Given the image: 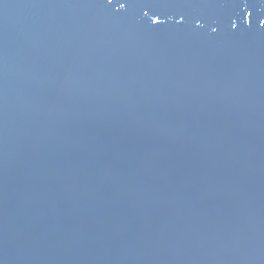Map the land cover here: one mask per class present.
Listing matches in <instances>:
<instances>
[{"label": "water", "instance_id": "95a60500", "mask_svg": "<svg viewBox=\"0 0 264 264\" xmlns=\"http://www.w3.org/2000/svg\"><path fill=\"white\" fill-rule=\"evenodd\" d=\"M261 20L0 0V264H264Z\"/></svg>", "mask_w": 264, "mask_h": 264}, {"label": "snow or ice", "instance_id": "6c2138e0", "mask_svg": "<svg viewBox=\"0 0 264 264\" xmlns=\"http://www.w3.org/2000/svg\"><path fill=\"white\" fill-rule=\"evenodd\" d=\"M107 2H108V3H112V0H107ZM120 7H121V8H124L125 5H124V4H121ZM145 15H147V13H145ZM159 22H160V15H156V18H155V20H153V23H154V24H158ZM260 24H261V25H264V20H261V21H260Z\"/></svg>", "mask_w": 264, "mask_h": 264}]
</instances>
